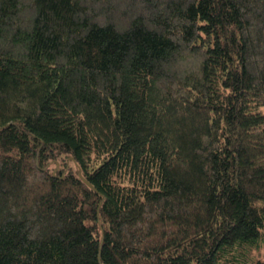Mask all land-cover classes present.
Segmentation results:
<instances>
[{"label": "trees", "instance_id": "16d2710c", "mask_svg": "<svg viewBox=\"0 0 264 264\" xmlns=\"http://www.w3.org/2000/svg\"><path fill=\"white\" fill-rule=\"evenodd\" d=\"M263 232L264 0H0V264H264Z\"/></svg>", "mask_w": 264, "mask_h": 264}, {"label": "rangeland", "instance_id": "374dc122", "mask_svg": "<svg viewBox=\"0 0 264 264\" xmlns=\"http://www.w3.org/2000/svg\"><path fill=\"white\" fill-rule=\"evenodd\" d=\"M255 258L264 259V232L262 239L260 240L258 247L252 252Z\"/></svg>", "mask_w": 264, "mask_h": 264}, {"label": "water", "instance_id": "95a60500", "mask_svg": "<svg viewBox=\"0 0 264 264\" xmlns=\"http://www.w3.org/2000/svg\"><path fill=\"white\" fill-rule=\"evenodd\" d=\"M83 180H84L86 183H88L86 179L83 178Z\"/></svg>", "mask_w": 264, "mask_h": 264}]
</instances>
